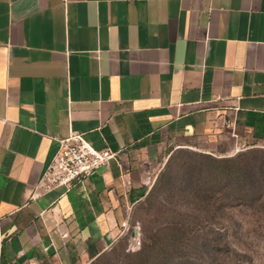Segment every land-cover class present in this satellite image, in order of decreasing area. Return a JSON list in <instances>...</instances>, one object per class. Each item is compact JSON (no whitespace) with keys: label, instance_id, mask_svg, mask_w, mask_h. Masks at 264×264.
<instances>
[{"label":"crops","instance_id":"obj_1","mask_svg":"<svg viewBox=\"0 0 264 264\" xmlns=\"http://www.w3.org/2000/svg\"><path fill=\"white\" fill-rule=\"evenodd\" d=\"M71 133L117 155L37 187ZM264 148V0H0V264H93L183 149Z\"/></svg>","mask_w":264,"mask_h":264},{"label":"rangeland","instance_id":"obj_2","mask_svg":"<svg viewBox=\"0 0 264 264\" xmlns=\"http://www.w3.org/2000/svg\"><path fill=\"white\" fill-rule=\"evenodd\" d=\"M255 156L264 158V148L175 152L129 210L118 242L93 264H264V181L257 177L253 191L231 174ZM165 174L168 185L149 197Z\"/></svg>","mask_w":264,"mask_h":264},{"label":"built area","instance_id":"obj_3","mask_svg":"<svg viewBox=\"0 0 264 264\" xmlns=\"http://www.w3.org/2000/svg\"><path fill=\"white\" fill-rule=\"evenodd\" d=\"M57 142V151L37 184L45 192L59 187L70 188L100 167L107 166L109 160L117 155L109 149L94 148L79 133H71L65 139H57Z\"/></svg>","mask_w":264,"mask_h":264},{"label":"trees","instance_id":"obj_4","mask_svg":"<svg viewBox=\"0 0 264 264\" xmlns=\"http://www.w3.org/2000/svg\"><path fill=\"white\" fill-rule=\"evenodd\" d=\"M258 152L259 151H255V150L254 151L247 150V154L248 153L257 154ZM244 155L245 154L242 153L236 158L238 159L240 157H243ZM231 174L233 175L237 174V176L241 177L240 179H242L243 184L247 185L249 189L254 191L255 183L257 182L255 179L259 177L260 181H264V158H262L261 160H258V158L255 156L254 158L250 160V164L248 166L239 169L235 173L231 172ZM169 178H170L169 174L162 175L159 181V187H158L159 189L156 187L157 189L155 188L153 192L148 194L149 197L156 194L155 192L160 191L164 185H168ZM239 184H242V183L239 182ZM262 194H264V192Z\"/></svg>","mask_w":264,"mask_h":264}]
</instances>
